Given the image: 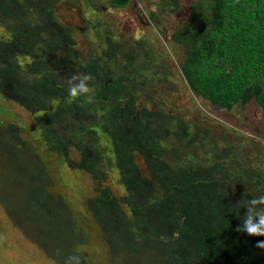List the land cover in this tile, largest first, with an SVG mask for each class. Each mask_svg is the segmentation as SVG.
<instances>
[{
    "label": "trees",
    "instance_id": "obj_1",
    "mask_svg": "<svg viewBox=\"0 0 264 264\" xmlns=\"http://www.w3.org/2000/svg\"><path fill=\"white\" fill-rule=\"evenodd\" d=\"M110 1L118 8L129 5V0ZM55 5L56 0H0L5 32L0 35V92L31 113L46 151L97 182L98 193L88 199L82 220L103 232L111 264H264V235L239 230L244 205L264 192V172L252 164L233 169L228 150L227 162L220 157L196 165L194 154L170 163L163 141L177 135L193 142L198 130L138 103L136 90L127 89L128 70L113 67L127 49L111 37L102 55L92 54L84 63L69 27L56 18ZM194 9L173 34L183 46L187 84L215 107L254 101L264 119V0H199ZM81 73L91 77V102L89 94L77 100L68 96V81ZM19 127L0 119V129L10 137L19 136ZM136 154L143 157L144 170ZM38 166L42 175L30 177L39 183L14 196L9 214L17 212L31 239L54 261L66 264L67 257L78 255L82 264H95L83 248L76 249L88 240L87 228L66 199L49 189L50 176L40 160ZM114 175L119 193L103 184ZM227 187L239 188L240 194ZM58 213L68 229L62 221L59 229L33 228L34 221L56 220ZM45 232L55 235L52 243L45 244Z\"/></svg>",
    "mask_w": 264,
    "mask_h": 264
},
{
    "label": "rangeland",
    "instance_id": "obj_2",
    "mask_svg": "<svg viewBox=\"0 0 264 264\" xmlns=\"http://www.w3.org/2000/svg\"><path fill=\"white\" fill-rule=\"evenodd\" d=\"M198 1L129 0L127 7L118 8L110 0H56L54 13L62 24L69 27L78 56L84 63L92 54L102 55L107 47L106 39L111 37L121 49H127L126 54L122 53L114 60L113 67L128 70L130 79L127 89L130 92L136 90L138 103L158 108L160 113L178 116L188 122H184L187 126L198 130L196 135H199H195L193 142L189 141L190 137L179 140L177 135H170L163 141L170 163H178L194 154L193 162L196 165L208 161L219 162L220 157L227 162L230 158L228 150L232 153L233 161H229V165L233 169L252 164L264 172V119L257 103H239L232 109L215 107L196 95L182 76L184 50L173 34L185 26L195 12L194 4ZM4 33L0 28V35ZM0 107V119L5 126L14 122L20 126L16 130L19 136L14 137L0 129V264H60L31 239V234L27 232L29 227L23 224L17 212L14 211L13 216L8 212V204L14 202V196L24 188H32L39 183L30 177L33 173L42 175L39 160L50 176L49 189L55 196L66 199L70 210L74 209L80 222L87 228L88 240L83 238V246L77 244L76 249L83 248L81 251L86 258L92 259L95 264H111L103 232L93 221L82 220L88 199L98 193L97 182L83 171L65 166L57 156L46 151L37 140L31 113L2 92ZM203 134L207 138H202ZM8 139H13L15 143L7 142ZM14 147L15 156L10 157V149ZM137 160L144 170L143 157L138 154ZM116 178L114 175L103 184L119 193L121 187ZM14 183L18 184L17 187ZM232 189L227 187L230 193L236 191L240 194L239 188ZM261 194L264 192H258L255 198ZM60 221L65 230L69 228L67 220L59 217V213L56 220L46 217L42 221H34L33 228L59 229ZM79 226L76 230L82 233ZM36 230L32 231V235L38 242L44 243L42 235ZM54 238L53 233L45 232V244L52 243Z\"/></svg>",
    "mask_w": 264,
    "mask_h": 264
},
{
    "label": "clouds",
    "instance_id": "obj_3",
    "mask_svg": "<svg viewBox=\"0 0 264 264\" xmlns=\"http://www.w3.org/2000/svg\"><path fill=\"white\" fill-rule=\"evenodd\" d=\"M90 79V75L83 73L73 76L68 81V96L72 100H77L85 94H89L87 98L89 102H91L94 95V89L89 84ZM259 205H264V196L252 198L246 202L244 206L247 207V212L242 217V223L239 226V230L244 231L249 235H264V207H259ZM72 261H75V264H82L81 257L78 255L66 258V264H71Z\"/></svg>",
    "mask_w": 264,
    "mask_h": 264
}]
</instances>
